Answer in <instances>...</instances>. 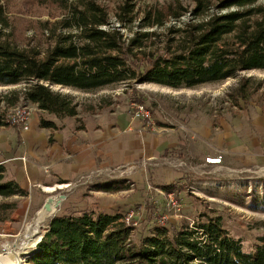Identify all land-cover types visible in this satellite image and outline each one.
Wrapping results in <instances>:
<instances>
[{"label": "rangeland", "instance_id": "1", "mask_svg": "<svg viewBox=\"0 0 264 264\" xmlns=\"http://www.w3.org/2000/svg\"><path fill=\"white\" fill-rule=\"evenodd\" d=\"M73 1L76 0L70 3ZM96 1L108 8L112 24L119 26L127 43L137 32L157 33L146 39L142 48L133 50L136 69H146L153 56L164 53L170 35L168 27L193 17L188 13L181 20L168 19L164 26L141 27L140 20L148 8L166 7L178 0H135L138 18L127 27H120L115 11L124 0ZM179 1L190 11L193 9L192 0ZM1 2L8 11L11 35L17 43L38 50L51 46L47 22L64 16H59L63 12L60 7L36 0ZM256 5H264V0ZM245 78H252V91L263 87L249 99L239 97L237 92ZM26 85H0V99H5L0 104V115L6 121L0 126V163L6 165L7 177H19L29 193L24 198H11L19 201V208L10 220L0 223V250H5L10 242L22 240L31 225H36L38 212L47 200L56 196L61 198L53 212L39 224L43 231L57 214L92 210L121 213L125 218L132 213L129 226L133 227V240L138 241L158 225L171 230L183 224L193 226L206 215L204 220L221 217L229 233L243 241L245 251H253L260 243L264 235V69L243 70L237 77L193 88L136 80L93 91L53 84L52 89L75 96L81 104V114L65 120L43 112L23 97L12 104L8 99L13 100L15 91ZM25 105L30 112L27 130L13 121ZM42 117L55 121L60 128L40 127ZM72 120L75 141L83 130L90 136L86 157L77 159L69 153L72 157L69 156L67 166L71 172L66 168L56 170L55 176L42 185H28V164L46 173L49 169L43 165L49 146L54 144V133L64 130ZM32 131L36 133L38 150L26 144V134ZM117 138L118 145H113ZM217 156H222L221 163L206 162L208 157ZM84 160L87 169L75 173L78 167L74 163ZM117 182L130 188L118 192L101 189ZM62 184L69 186L57 187ZM166 185L173 186L171 192L179 203L178 210L174 208L170 213ZM45 186L55 190L46 191ZM166 214L168 219L164 222L162 216ZM35 248L31 247L30 253ZM22 256L26 261L28 254Z\"/></svg>", "mask_w": 264, "mask_h": 264}, {"label": "trees", "instance_id": "2", "mask_svg": "<svg viewBox=\"0 0 264 264\" xmlns=\"http://www.w3.org/2000/svg\"><path fill=\"white\" fill-rule=\"evenodd\" d=\"M0 0V85L27 83L15 91L21 97L59 120L77 117L81 104L75 96L54 90L50 84L82 91L106 88L116 83H156L172 88H193L204 83L237 77L243 70L264 69V5L260 0H192L190 11L181 1L166 7H150L141 27L164 26L168 19L193 17L168 27L164 53L155 55L146 69L135 68L134 49L142 48L155 31L137 32L127 43L119 26L110 25L108 8L96 0H36L53 3L63 16L50 24L52 44L45 50L21 46L11 35V19ZM9 1V0H4ZM212 10V11H211ZM121 26L138 18L135 0H124L115 11ZM49 83V84H46ZM252 78L237 88L238 96L249 99ZM0 99V104L4 101ZM0 115V126L5 125ZM39 126L57 130L53 120L41 118ZM121 182L102 186L106 192L128 190ZM168 192L172 185L164 186ZM28 191L0 163V223L12 218L18 200ZM179 228L156 226L150 235L133 240V227L121 213L86 210L51 217L28 264H264V235L253 251L233 237L221 217Z\"/></svg>", "mask_w": 264, "mask_h": 264}, {"label": "crops", "instance_id": "3", "mask_svg": "<svg viewBox=\"0 0 264 264\" xmlns=\"http://www.w3.org/2000/svg\"><path fill=\"white\" fill-rule=\"evenodd\" d=\"M38 124V123H37ZM69 126V127H68ZM64 130L61 129L60 131H56L54 133V144L52 146H49V151H48V155L47 157H45V164L43 165L45 166L47 169L46 173L39 171L38 169L34 168V165H30L28 164L27 169L30 171V175L31 178L29 179L28 185H33V184H40L41 185L44 183V181L50 180L52 177L55 176L56 174V170H60L63 171V168H66V170H68V173L71 172L72 169H69V167L67 166L69 164V156H73L75 155V157L78 159L81 158H85V154L87 152L86 148H87V137L90 138V136L86 135V131L83 130L82 132L84 133H78V140L75 141V135H73V131H74V120L71 121L70 125H68ZM71 130V131H70ZM92 132V131H91ZM70 133V134H69ZM69 134V135H68ZM112 134H117V133H113ZM36 133L33 134V131L31 133L26 134L25 140L27 146H30L31 149H36L38 150L39 147L36 146V137H35ZM68 135V136H66ZM91 136H95L94 134H92ZM93 139V137H92ZM67 146L66 148L69 149V151L64 149V146ZM113 145H118V138L116 140H114ZM67 153V154H66ZM69 153H72L71 155H69ZM36 155L41 156L40 153H36ZM71 156V157H72ZM70 165V164H69ZM63 166H67V167H63ZM78 167V170L75 171V173L79 172V171H83L87 169V164L86 161L84 160L83 162H78L77 165H75L74 163V167ZM9 168V167H8ZM64 170V171H66ZM51 175V176H48ZM14 179H16L20 185L25 188L28 191V187H24L22 185V180L15 176L13 177ZM46 192V191H45Z\"/></svg>", "mask_w": 264, "mask_h": 264}, {"label": "bare ground", "instance_id": "4", "mask_svg": "<svg viewBox=\"0 0 264 264\" xmlns=\"http://www.w3.org/2000/svg\"><path fill=\"white\" fill-rule=\"evenodd\" d=\"M68 184L57 185V187H68ZM46 191H54L55 187L45 186ZM60 196L52 197L47 200L45 206L38 212V217L36 218V225H31L30 229L24 235L22 240L16 242H10L6 245L5 250H0V262L2 264H24L25 259L22 256L29 254L31 247L37 246L38 242L41 240L45 230L40 229V223L45 221L47 217L53 212L55 204L59 202Z\"/></svg>", "mask_w": 264, "mask_h": 264}, {"label": "built area", "instance_id": "5", "mask_svg": "<svg viewBox=\"0 0 264 264\" xmlns=\"http://www.w3.org/2000/svg\"><path fill=\"white\" fill-rule=\"evenodd\" d=\"M111 25H113L112 22H111L110 25H105L104 28H108ZM27 101L30 102L29 100H27ZM26 106L27 105L23 106L22 109L18 110L16 115H15V117L13 118V121L22 124L23 128L25 130H27L29 128V120H30V112L27 111V107ZM141 109H143V107H141ZM20 159L21 160H26L25 157H22ZM221 161H222V156L208 157L206 159V162L210 163V164H219V163H221ZM167 195H168V203H167L168 209H167V212L170 213L174 208L176 210H178L177 208H179V203L175 199L174 193L173 192H169ZM167 216H168L167 214L162 216V220L164 222L167 221V219H168ZM131 217H132V213H130L128 216H126L124 218V220H125L127 225L130 224ZM26 264H28V263H26Z\"/></svg>", "mask_w": 264, "mask_h": 264}, {"label": "water", "instance_id": "6", "mask_svg": "<svg viewBox=\"0 0 264 264\" xmlns=\"http://www.w3.org/2000/svg\"><path fill=\"white\" fill-rule=\"evenodd\" d=\"M52 86H53V85L50 84V87H51V88H52ZM48 230H49V227H48V228L45 230V232L43 233L42 238H43V236L45 235V233H46ZM42 238H41V239H42ZM40 241H41V240H40ZM40 241H39V242H40ZM39 242H38V243H39ZM0 264H2V263L0 262Z\"/></svg>", "mask_w": 264, "mask_h": 264}]
</instances>
